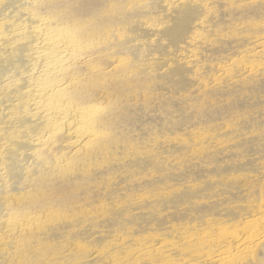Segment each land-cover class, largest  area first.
<instances>
[{
	"label": "bare ground",
	"instance_id": "obj_1",
	"mask_svg": "<svg viewBox=\"0 0 264 264\" xmlns=\"http://www.w3.org/2000/svg\"><path fill=\"white\" fill-rule=\"evenodd\" d=\"M263 202L264 0H0V264H264Z\"/></svg>",
	"mask_w": 264,
	"mask_h": 264
},
{
	"label": "rangeland",
	"instance_id": "obj_2",
	"mask_svg": "<svg viewBox=\"0 0 264 264\" xmlns=\"http://www.w3.org/2000/svg\"><path fill=\"white\" fill-rule=\"evenodd\" d=\"M263 206H264V202H263V204H262V206H261V213L258 214V216L260 217V220H261V221H264V213H263L264 207H263ZM262 213H263V214H262ZM261 215H262L263 217H262ZM262 218H263V219H262ZM261 221H259V222L261 223ZM257 233H260V231L257 232ZM263 233H264V232H263Z\"/></svg>",
	"mask_w": 264,
	"mask_h": 264
}]
</instances>
